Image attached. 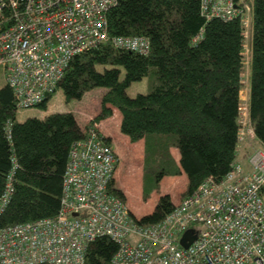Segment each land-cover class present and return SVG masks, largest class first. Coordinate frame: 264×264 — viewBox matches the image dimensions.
<instances>
[{
    "label": "trees",
    "instance_id": "1",
    "mask_svg": "<svg viewBox=\"0 0 264 264\" xmlns=\"http://www.w3.org/2000/svg\"><path fill=\"white\" fill-rule=\"evenodd\" d=\"M232 1V12L210 16L203 0H116L105 13L110 38L73 57L55 89L71 100L94 87L107 88L100 112L84 129L71 111L18 120L17 100L5 81L0 86V206L6 194L8 201L0 211V228L58 214L72 145L112 115L113 107L122 114L121 131L133 142L143 141L146 194L164 176L182 172L192 193L241 163L242 148H264V0ZM119 36L146 37L148 52L116 46L113 38ZM246 47L247 125L255 138L243 142ZM143 78L148 91L131 96L128 87ZM52 93L35 108L46 109ZM260 194L264 199V184ZM175 205L165 194L140 221L156 223ZM117 249L116 241L97 238L86 251L85 264H112Z\"/></svg>",
    "mask_w": 264,
    "mask_h": 264
},
{
    "label": "built area",
    "instance_id": "2",
    "mask_svg": "<svg viewBox=\"0 0 264 264\" xmlns=\"http://www.w3.org/2000/svg\"><path fill=\"white\" fill-rule=\"evenodd\" d=\"M233 2L203 0V10L230 13ZM115 3L0 0V66L18 110L35 108L55 91L73 57L110 38L105 13ZM113 42L149 50L144 36ZM99 127L70 149L58 214L0 228V264H85L100 237L118 244L112 264H264V148L250 155V171L237 162L221 180L208 178L183 196L162 220L143 224L117 192L118 155ZM249 128L240 129L241 138ZM7 201L6 194L0 211ZM187 231L196 238L185 247Z\"/></svg>",
    "mask_w": 264,
    "mask_h": 264
},
{
    "label": "rangeland",
    "instance_id": "3",
    "mask_svg": "<svg viewBox=\"0 0 264 264\" xmlns=\"http://www.w3.org/2000/svg\"><path fill=\"white\" fill-rule=\"evenodd\" d=\"M246 47L244 51V72H243V86L241 91L242 104L240 103V121L242 122L241 128L246 124L251 123L247 111V97H248V51ZM124 72H122V77ZM5 83L3 77V70L0 66V86ZM105 87H94L87 91L82 98L67 100L60 88H58L49 99L46 101V109L43 108H30L18 110L17 119L24 120L29 116H44L51 111H71L74 113L78 124L83 129L88 121L96 116L101 110V99L106 92ZM148 91V82L146 78L134 81L128 87V93L135 96L140 92ZM122 114L117 107H113V113L109 117L100 120V129L108 135L112 144L114 145L117 154L118 162L114 173L115 185L123 195L136 219H141L150 215L160 197L169 194L174 202H179L183 196L188 194V180L184 172L179 175H166L158 185L150 192H143L142 184V165H143V141H131L120 128ZM253 128L252 126H248ZM249 128L241 139L243 142L251 141L255 138L254 132ZM254 134V135H251ZM246 150L243 148L239 152L241 164L246 171H250V155L257 149L253 145H248ZM176 155L178 153L176 152Z\"/></svg>",
    "mask_w": 264,
    "mask_h": 264
},
{
    "label": "water",
    "instance_id": "4",
    "mask_svg": "<svg viewBox=\"0 0 264 264\" xmlns=\"http://www.w3.org/2000/svg\"><path fill=\"white\" fill-rule=\"evenodd\" d=\"M47 96H48V94H47ZM195 238H196V235H194L193 232L187 231L183 235V237L181 239V243L183 246L187 247L191 244V242H193L195 240Z\"/></svg>",
    "mask_w": 264,
    "mask_h": 264
},
{
    "label": "clouds",
    "instance_id": "5",
    "mask_svg": "<svg viewBox=\"0 0 264 264\" xmlns=\"http://www.w3.org/2000/svg\"><path fill=\"white\" fill-rule=\"evenodd\" d=\"M49 95V94H48ZM98 124H100V122L98 123ZM100 128V127H99ZM101 130V132H102V134H103V136H104V138L107 140V136L105 135V133H104V130L103 129H100ZM103 130V131H102ZM107 142H108V140H107ZM110 143V142H109ZM111 144V143H110ZM112 145V144H111ZM113 146V145H112ZM114 148V147H113ZM115 150V149H114ZM116 151V150H115ZM114 182H115V178H114Z\"/></svg>",
    "mask_w": 264,
    "mask_h": 264
},
{
    "label": "crops",
    "instance_id": "6",
    "mask_svg": "<svg viewBox=\"0 0 264 264\" xmlns=\"http://www.w3.org/2000/svg\"><path fill=\"white\" fill-rule=\"evenodd\" d=\"M106 133V132H105ZM106 135V134H105ZM107 136V138L108 139H110V141L112 142V140H111V138L108 136V135H106ZM112 144V143H111ZM113 145V144H112ZM113 147H114V145H113ZM114 149H115V147H114ZM116 150V149H115Z\"/></svg>",
    "mask_w": 264,
    "mask_h": 264
}]
</instances>
